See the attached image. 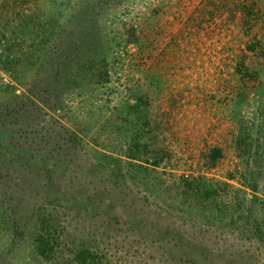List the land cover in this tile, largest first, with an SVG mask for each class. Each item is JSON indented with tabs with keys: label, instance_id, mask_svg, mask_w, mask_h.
<instances>
[{
	"label": "rangeland",
	"instance_id": "obj_1",
	"mask_svg": "<svg viewBox=\"0 0 264 264\" xmlns=\"http://www.w3.org/2000/svg\"><path fill=\"white\" fill-rule=\"evenodd\" d=\"M79 249L264 264V0H0V264Z\"/></svg>",
	"mask_w": 264,
	"mask_h": 264
},
{
	"label": "trees",
	"instance_id": "obj_2",
	"mask_svg": "<svg viewBox=\"0 0 264 264\" xmlns=\"http://www.w3.org/2000/svg\"><path fill=\"white\" fill-rule=\"evenodd\" d=\"M49 2L52 3L53 0H49ZM134 97L136 100V104L132 105L133 109L139 110L141 102L144 101L143 97L137 94H134ZM126 105H127V102L125 103L124 108L126 107ZM209 150L212 151V155H209L208 159L210 158V160L214 161L215 160L214 157H216L217 148L211 147ZM206 163L209 164L208 161ZM213 193H214V190L212 189V187L207 186L205 187L204 191L201 193V196L203 198L205 197L207 198ZM35 248L38 254H40L41 256H48L47 249H49L50 247H49V244H47V242H45L44 240L37 238L36 243H35ZM74 258L77 264H100L99 255H97L96 253H93L89 249H79V251L76 252Z\"/></svg>",
	"mask_w": 264,
	"mask_h": 264
}]
</instances>
